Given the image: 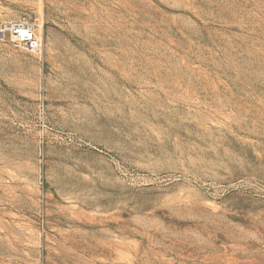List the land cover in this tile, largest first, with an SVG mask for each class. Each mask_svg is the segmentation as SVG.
Listing matches in <instances>:
<instances>
[{
  "label": "rangeland",
  "instance_id": "rangeland-1",
  "mask_svg": "<svg viewBox=\"0 0 264 264\" xmlns=\"http://www.w3.org/2000/svg\"><path fill=\"white\" fill-rule=\"evenodd\" d=\"M16 20L43 47L0 40V264H264V0Z\"/></svg>",
  "mask_w": 264,
  "mask_h": 264
},
{
  "label": "built area",
  "instance_id": "built-area-1",
  "mask_svg": "<svg viewBox=\"0 0 264 264\" xmlns=\"http://www.w3.org/2000/svg\"><path fill=\"white\" fill-rule=\"evenodd\" d=\"M0 40L10 42L15 48L28 53H40L43 47V40L37 29L25 20L2 22Z\"/></svg>",
  "mask_w": 264,
  "mask_h": 264
}]
</instances>
